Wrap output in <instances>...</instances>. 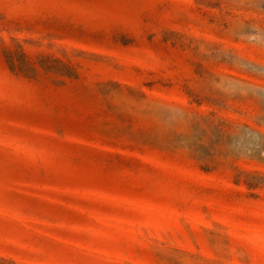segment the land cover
Segmentation results:
<instances>
[{
	"label": "rangeland",
	"instance_id": "obj_1",
	"mask_svg": "<svg viewBox=\"0 0 264 264\" xmlns=\"http://www.w3.org/2000/svg\"><path fill=\"white\" fill-rule=\"evenodd\" d=\"M0 264H264V0H0Z\"/></svg>",
	"mask_w": 264,
	"mask_h": 264
},
{
	"label": "trees",
	"instance_id": "obj_2",
	"mask_svg": "<svg viewBox=\"0 0 264 264\" xmlns=\"http://www.w3.org/2000/svg\"><path fill=\"white\" fill-rule=\"evenodd\" d=\"M7 56H8V58L10 59L9 60V63L11 64V65H14V54L12 53V52H7ZM14 67V66H13ZM16 67V66H15Z\"/></svg>",
	"mask_w": 264,
	"mask_h": 264
}]
</instances>
